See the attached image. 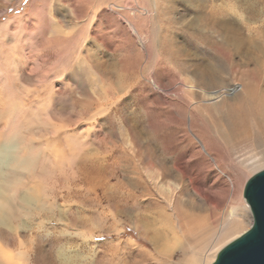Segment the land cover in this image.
Listing matches in <instances>:
<instances>
[{"label": "rangeland", "instance_id": "obj_1", "mask_svg": "<svg viewBox=\"0 0 264 264\" xmlns=\"http://www.w3.org/2000/svg\"><path fill=\"white\" fill-rule=\"evenodd\" d=\"M0 57V142L14 102L30 161L6 191L0 264H191L174 226L189 198L165 183H200L221 154L230 175L264 163V0H0ZM227 190L197 210L212 228Z\"/></svg>", "mask_w": 264, "mask_h": 264}, {"label": "bare ground", "instance_id": "obj_2", "mask_svg": "<svg viewBox=\"0 0 264 264\" xmlns=\"http://www.w3.org/2000/svg\"><path fill=\"white\" fill-rule=\"evenodd\" d=\"M52 46L50 45V48ZM60 47L62 48V46ZM58 58H61L62 60V57ZM4 60V57H0L1 96L9 95L13 88L12 81L8 80L9 69L7 68L6 62ZM40 76L44 77L45 72L42 71ZM207 95L211 96L210 98H213V95L215 94L212 92L208 93ZM1 100L2 99H0V109H3L5 106H7L5 104L9 100L2 101V103ZM10 106V109L6 111L7 119L5 121L6 125L4 127L5 130L3 133L4 140L0 142V223L2 224H8L9 217L7 216L6 212L7 207H5L4 204H8L9 202L6 196V191L10 190L9 185L12 182L14 171L19 168H25L30 163V161H28L25 156L19 153V142L14 140L15 134L13 126L17 119L18 109L14 102H11ZM212 159V165H209L205 169V176L200 183H195L194 179H192L190 176L186 177L188 184L182 183V185L178 187H175L176 184L169 180L167 183H165V190L167 193H171L174 187V190L178 189L181 194L184 193L189 198L186 201L184 208L179 209L178 212L174 211V226L177 227V230L181 232L182 236L186 237V245L190 247L191 253H193L191 264H210L215 259L220 247L244 232L238 233L236 229L240 219L243 217L244 213L248 211V205L246 204L245 199L243 198L242 200L241 197L243 193V184H245L244 182H246L248 176L249 178L251 177L253 172L264 168V163L261 165V163L259 164L257 161H251L250 164H246L245 166H241V168L234 169L232 175H230L227 173V171L220 167L221 162H223L222 165H224L225 162L228 161L226 156L221 154L218 156V158L214 157ZM177 171L178 175H180L182 178H185V174L187 172L185 167H180ZM214 171V175H211V173ZM212 179L213 183H211V185H206L207 182ZM227 186L231 187L232 197L235 200L228 208L226 220L222 221L215 229L206 224L209 223L206 217H204L202 213L197 212V210H201L204 206L208 207V209H211L221 205L225 198L222 195L228 191ZM18 198L23 208H26L33 202V197H31V195H29L26 191L22 192ZM168 206L169 208L173 207L172 200L169 201ZM189 237L192 239H188ZM155 240L156 236L153 235L154 246H156Z\"/></svg>", "mask_w": 264, "mask_h": 264}, {"label": "water", "instance_id": "obj_3", "mask_svg": "<svg viewBox=\"0 0 264 264\" xmlns=\"http://www.w3.org/2000/svg\"><path fill=\"white\" fill-rule=\"evenodd\" d=\"M242 192L252 222L247 230L220 247L210 264H264V168L253 172Z\"/></svg>", "mask_w": 264, "mask_h": 264}, {"label": "snow or ice", "instance_id": "obj_4", "mask_svg": "<svg viewBox=\"0 0 264 264\" xmlns=\"http://www.w3.org/2000/svg\"><path fill=\"white\" fill-rule=\"evenodd\" d=\"M239 3L242 4V3H243V0H239ZM190 46H191V45H190ZM197 51H199V49H197ZM131 102H132V100H131V96H129L127 99H125L124 101H122L120 107H124V106L128 105V104L131 103ZM105 121H107V116H105V117L101 120V122H105Z\"/></svg>", "mask_w": 264, "mask_h": 264}]
</instances>
